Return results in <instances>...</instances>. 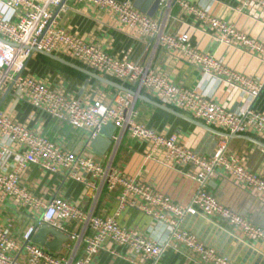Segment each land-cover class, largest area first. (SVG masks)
Segmentation results:
<instances>
[{
	"label": "built area",
	"instance_id": "1",
	"mask_svg": "<svg viewBox=\"0 0 264 264\" xmlns=\"http://www.w3.org/2000/svg\"><path fill=\"white\" fill-rule=\"evenodd\" d=\"M74 1L110 13L136 38L149 39L188 60L203 77L230 85L251 101L257 99L264 87V81L238 72L214 54L198 49L188 32L168 31L170 9L178 3L187 14L213 30L214 40L240 46L257 57L264 67V41L242 32L233 22L214 15L200 4L190 0H158L161 14L154 17L135 8L131 0ZM235 1L239 11L257 8L264 14V0ZM66 12V0H0V37L4 39H0V97L13 85L12 90L36 111L90 133L86 145L73 152L0 110V205L11 201L35 220L20 235L0 226V264H91L106 249L108 241L132 250L135 257L129 260L134 264H159L172 240L185 245L204 264H238L205 244L183 223L189 216L216 218L234 233L264 243V227L222 204L208 190L210 180L224 173L264 199V175L246 166L239 156L230 154L225 140L213 155H201L182 143L179 133L168 135L140 122L136 95L147 90L162 102L229 134L264 137V113L251 107L230 110L205 94L175 84L153 68L111 55L63 28L59 18ZM33 48L81 63L99 75L134 86V90H119L109 103L103 96L86 101L78 99L61 85L54 86L44 78L24 73L34 54ZM109 124L115 125L119 132L113 136L114 141H120L128 133L147 143L150 156L170 164L193 166L196 173L190 176L198 187L190 203L186 206L176 203L150 184L129 177L112 161L107 164L99 160L90 150V143ZM31 166L99 190L103 187L110 192L121 190V207H135L162 223L168 230V238L163 242L147 238L122 226L115 217L87 211L62 197L46 199L38 195L22 181V175ZM43 224L68 236L62 249L70 248L71 240L83 244L84 256L69 259L61 252L35 243L34 237ZM52 240L48 236V241Z\"/></svg>",
	"mask_w": 264,
	"mask_h": 264
},
{
	"label": "crops",
	"instance_id": "2",
	"mask_svg": "<svg viewBox=\"0 0 264 264\" xmlns=\"http://www.w3.org/2000/svg\"><path fill=\"white\" fill-rule=\"evenodd\" d=\"M131 1L134 5L138 0ZM190 1L208 8L211 13L220 18L233 22L239 30L251 37L264 41V14L261 10L254 8L239 11L238 2L235 0ZM147 2L148 0L142 1L144 4ZM66 5L67 12L59 18L60 25L100 46L111 55L122 60L140 62L144 66L153 68L175 84L205 94L230 110L251 107L264 113V87L257 99L251 101L238 89L215 79L203 77L200 70L188 60L157 46L149 39L136 38L110 13L78 4L74 0H66ZM160 14L161 9L157 7L153 16L158 17ZM168 31L188 32L191 35L192 44L198 49L214 54L217 59L238 72L264 81V67L257 57L240 46H228L214 40L213 30L202 25L194 16L187 14L178 3L170 9ZM74 63L88 69L81 63ZM27 66L31 67L29 72H25L26 68L24 69L25 74L44 78L54 86L61 85L83 101L103 96L104 101L109 103L119 91L114 86L93 79L79 70L41 54L34 53L27 62ZM103 77L124 84L114 77ZM125 86L134 90L132 85ZM6 91L1 95L0 100L5 96ZM135 106L139 111L140 122L168 135L179 133L182 143L201 155H213L219 143L227 141L230 154L239 156L246 166L264 175V147L243 137L223 136L221 133L227 132L208 126L191 113L162 102L147 90H141L136 95ZM0 110L8 112L28 128L44 134L73 152L82 149L90 135L86 130L74 129L68 124L36 111L14 90L6 96ZM172 110L176 113L171 112ZM206 126L216 132L206 129ZM117 134H119L118 130L115 135ZM248 136L264 142V137L253 134ZM112 140L113 144L104 156L97 155L91 147L89 148L102 162L108 164L112 161L129 177L150 184L156 191L170 197L176 203L183 206L190 203L198 187L197 182L190 176L196 173L193 166L170 164L159 157L150 156L147 143L132 138L128 133H125L120 141H114L113 138ZM88 179L93 180L90 177ZM22 181L32 191L46 199L62 197L69 202L81 205L87 211L101 216L115 217L122 226L147 238L162 242L168 238V230L162 223L135 207H121L119 201L121 190L110 192L106 187L100 190L92 188L86 183L66 179L60 174L45 172L38 166H31L22 175ZM208 190L222 204L264 227V199L254 195L249 188L230 176L220 173L210 180ZM33 224L35 220L31 215L19 210L11 201L0 205V226L20 235ZM183 225L205 244L215 247L222 255L238 264H264V243L248 240L234 233L227 224L216 218L201 215L189 216ZM69 244L70 248L60 251L62 255L69 259L84 256L83 244L73 240L69 241ZM132 257H135V253L128 247L108 241L106 249L98 254L91 264H134L129 260ZM159 264L204 263L185 245L172 240Z\"/></svg>",
	"mask_w": 264,
	"mask_h": 264
},
{
	"label": "water",
	"instance_id": "3",
	"mask_svg": "<svg viewBox=\"0 0 264 264\" xmlns=\"http://www.w3.org/2000/svg\"><path fill=\"white\" fill-rule=\"evenodd\" d=\"M143 0H138L135 4L134 7L137 8L138 10H140L141 12L149 15V16H153V13L155 12V10L158 7V0H148V2L146 4L142 3ZM1 40H4L0 37ZM33 53H37V54H41L45 57H48L52 60H55L59 63H62L66 66H69L71 68H74L76 70H79L85 74H87L89 77L93 78V79H97L103 83L109 84L111 86H114L116 88H118L119 90L122 91H127V92H133L132 90L128 89L124 84H120L118 82L112 81L106 77H103L101 75H98L96 72L90 71L88 69H85L79 65H77L76 63H74L73 61H70L66 58L60 57L58 55L43 51V50H39L37 48H33ZM27 65V63H26ZM25 65V66H26ZM13 85H11L8 90L6 91L5 96L0 100V108L2 106V103L4 102V99L6 98V96L10 93V91L12 90ZM158 106L164 107L161 104H158ZM166 108V107H165ZM168 109V108H166ZM170 110V109H168ZM176 113L175 111H171ZM206 129L208 130H212L214 131V129H211L210 127L206 126ZM117 131V127L113 124H109L107 126H104L99 134L91 141L90 143V147L92 148V150L100 156H104L108 150L111 148L112 144H113V136L115 135ZM216 132V131H214ZM223 136L226 137H243L245 139H248L262 147H264V142H261L251 136L248 135H237V134H229V133H221ZM48 236H52L53 240L52 241H48ZM68 240V236L65 233L60 232L59 230L50 227L47 224H43L39 227L38 233L35 235L34 237V242L51 250L54 252H60L62 250V246L63 244Z\"/></svg>",
	"mask_w": 264,
	"mask_h": 264
},
{
	"label": "rangeland",
	"instance_id": "4",
	"mask_svg": "<svg viewBox=\"0 0 264 264\" xmlns=\"http://www.w3.org/2000/svg\"><path fill=\"white\" fill-rule=\"evenodd\" d=\"M31 66H27L25 72H29Z\"/></svg>",
	"mask_w": 264,
	"mask_h": 264
}]
</instances>
